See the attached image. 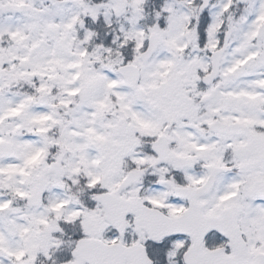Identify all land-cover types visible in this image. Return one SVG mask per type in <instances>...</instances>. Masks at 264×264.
<instances>
[{"label": "snow or ice", "instance_id": "snow-or-ice-1", "mask_svg": "<svg viewBox=\"0 0 264 264\" xmlns=\"http://www.w3.org/2000/svg\"><path fill=\"white\" fill-rule=\"evenodd\" d=\"M0 264H264V0H0Z\"/></svg>", "mask_w": 264, "mask_h": 264}]
</instances>
